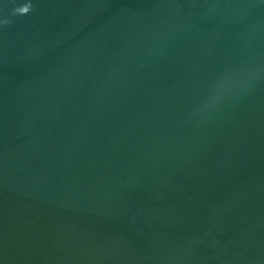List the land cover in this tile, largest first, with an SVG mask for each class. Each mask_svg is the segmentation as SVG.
<instances>
[{
    "label": "water",
    "instance_id": "water-1",
    "mask_svg": "<svg viewBox=\"0 0 264 264\" xmlns=\"http://www.w3.org/2000/svg\"><path fill=\"white\" fill-rule=\"evenodd\" d=\"M0 0V264H264V0Z\"/></svg>",
    "mask_w": 264,
    "mask_h": 264
},
{
    "label": "clouds",
    "instance_id": "clouds-1",
    "mask_svg": "<svg viewBox=\"0 0 264 264\" xmlns=\"http://www.w3.org/2000/svg\"><path fill=\"white\" fill-rule=\"evenodd\" d=\"M31 11H33L32 0H21L20 3L16 4L11 9V15L12 16H26ZM10 23H12V21L9 19L0 20V25H7Z\"/></svg>",
    "mask_w": 264,
    "mask_h": 264
}]
</instances>
